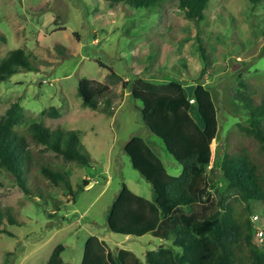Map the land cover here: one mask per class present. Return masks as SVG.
Instances as JSON below:
<instances>
[{
  "label": "rangeland",
  "instance_id": "rangeland-1",
  "mask_svg": "<svg viewBox=\"0 0 264 264\" xmlns=\"http://www.w3.org/2000/svg\"><path fill=\"white\" fill-rule=\"evenodd\" d=\"M260 4L211 0L204 17L196 20L187 15L181 0H163L164 10L155 11L106 0H0V35L4 36L0 59L19 49L36 67V71L0 81V117L17 104V130L33 123L51 130H79L80 143L91 160L89 166L81 165L42 144L31 145L36 164L48 161L66 173L72 197L62 186L47 181L41 191L28 194L16 176L0 168V209L4 213L0 264H46L58 244L65 246L61 255L65 263L81 264L85 241L91 235L103 240L111 254L129 250L143 264L147 251L170 244L152 236L124 238L112 233L106 223L107 211L122 184L150 199V184L124 152L132 136L150 137L140 114L141 103L129 94L128 86L138 81L176 82L188 91L200 84L210 92L219 129L203 175L210 185L211 200L216 202L219 196L215 182L209 179L210 170L214 156L225 150L227 137L231 135L233 144L241 141L252 151L257 147L239 132L238 122L247 121L241 97L248 89L264 96V3ZM81 79L109 86L112 104L119 105L113 115L83 105L77 91ZM159 155L169 174L181 173L170 155ZM218 187L224 190L221 183ZM222 193L226 202L236 200L234 192ZM54 201L62 202L60 211L53 208ZM262 207L256 204L253 209ZM8 215L17 224L11 225ZM252 220L257 232H263L256 238L264 247V208Z\"/></svg>",
  "mask_w": 264,
  "mask_h": 264
},
{
  "label": "trees",
  "instance_id": "trees-1",
  "mask_svg": "<svg viewBox=\"0 0 264 264\" xmlns=\"http://www.w3.org/2000/svg\"><path fill=\"white\" fill-rule=\"evenodd\" d=\"M106 1L112 5L124 3L137 10L163 9V0ZM248 1L264 3V0ZM210 2L181 0V7L191 19L200 20ZM3 38L0 35L1 41ZM202 58L206 66L204 51ZM32 71L36 67L22 50H12L0 59V81ZM110 75L119 78L114 72ZM128 88L130 96L141 103L140 114L148 134L182 171L178 176L169 174L155 148L144 138L132 136L124 152L133 168L151 184L152 198L138 196L122 184L107 211L109 230L132 240L152 236L170 242L168 246L163 244L147 251L144 264H264V247L256 238L252 220L264 208L253 209L256 204L264 205V96L248 89L241 97L247 121L238 122V130L253 139L257 147L252 151L241 141L235 140L234 145L231 135L227 137L225 150L214 156L210 170L209 179L215 182L213 186L219 196L214 202L203 175V168L212 159L211 144L219 129L210 92L200 84L188 91L176 82L155 85L138 81ZM77 91L83 105L95 111L113 115L119 106L112 104L108 85L81 79ZM18 110L16 104L0 117V168L16 176L28 194L41 191L47 181L62 186L72 197L73 187L66 173L51 167L48 161L36 164L31 145L42 144L66 161L89 166L91 160L80 143L79 130H51L40 123L17 130ZM220 183L224 190L218 187ZM83 184L86 185L85 180ZM223 191L234 192L236 200L226 202ZM52 206L56 212L60 211L62 202L54 201ZM7 217L11 225L17 224L10 215ZM3 218L0 209V228ZM64 251L65 246L58 244L46 264H67L61 257ZM81 264L143 263L129 250L111 254L103 240L91 235L85 241Z\"/></svg>",
  "mask_w": 264,
  "mask_h": 264
},
{
  "label": "crops",
  "instance_id": "crops-1",
  "mask_svg": "<svg viewBox=\"0 0 264 264\" xmlns=\"http://www.w3.org/2000/svg\"><path fill=\"white\" fill-rule=\"evenodd\" d=\"M145 139V138H144ZM149 140H147L150 144H151V146H153L154 148H155V150H156V152H158V156H160L159 155V153L160 154H164V150H163V148L161 147V145H160V143L158 142V141H156V140H154V139H152L151 137H149L148 138ZM146 140V139H145ZM161 157V156H160ZM169 164L170 165H173L172 163H170L169 162ZM86 177H88V176H86ZM143 177V176H142ZM144 178V177H143ZM145 179V178H144ZM146 180V179H145ZM147 181V180H146ZM133 193H135L131 188H130V185L129 184H127V183H124ZM150 184V183H149ZM150 187H151V184H150ZM137 189L139 190V191H141V189H139L138 187H137ZM118 193V192H117ZM117 193H116V195H117ZM136 195H138L137 193H135ZM139 196V195H138ZM151 198H152V192H151V190H150V199L149 200H151ZM145 199H147V198H145ZM148 200V199H147ZM106 246V245H105Z\"/></svg>",
  "mask_w": 264,
  "mask_h": 264
},
{
  "label": "built area",
  "instance_id": "built-area-1",
  "mask_svg": "<svg viewBox=\"0 0 264 264\" xmlns=\"http://www.w3.org/2000/svg\"><path fill=\"white\" fill-rule=\"evenodd\" d=\"M256 235H257V237H258V238H260L261 236H263V232H262V231H260V232H257V234H256Z\"/></svg>",
  "mask_w": 264,
  "mask_h": 264
}]
</instances>
